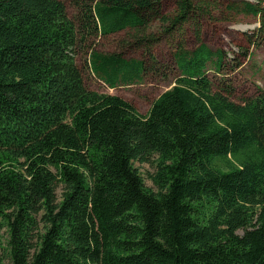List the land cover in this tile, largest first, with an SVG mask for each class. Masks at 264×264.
Wrapping results in <instances>:
<instances>
[{
  "label": "trees",
  "instance_id": "obj_1",
  "mask_svg": "<svg viewBox=\"0 0 264 264\" xmlns=\"http://www.w3.org/2000/svg\"><path fill=\"white\" fill-rule=\"evenodd\" d=\"M75 5L71 17L62 0H0V237L9 232L0 264H264V88L235 103L216 87L210 73H222L225 53L201 41L199 26L146 116L86 83L87 71L115 88L149 69L98 50L95 37L156 22L171 34L199 24L208 2ZM228 10L256 16L255 37L264 33V0ZM243 152L239 166L215 165ZM151 160L157 190L134 166Z\"/></svg>",
  "mask_w": 264,
  "mask_h": 264
},
{
  "label": "rangeland",
  "instance_id": "obj_2",
  "mask_svg": "<svg viewBox=\"0 0 264 264\" xmlns=\"http://www.w3.org/2000/svg\"><path fill=\"white\" fill-rule=\"evenodd\" d=\"M62 1L67 5L70 16L74 17L77 14L75 0ZM205 1L209 4L205 11L207 14L200 19L199 24L187 22L171 34L163 35L165 26L156 22L145 31L128 28L106 37H95L94 42L98 50L107 53L122 52L127 58L143 59L149 69L145 70L146 74L140 81L130 85L120 84L115 88H110L102 79L87 71L88 87L99 92L119 95L132 103L141 115L146 116L153 102L171 88L179 76L174 59L177 46L184 44L188 49L196 47L199 43L196 29L199 26L201 41L213 50L221 49L225 53L222 73H210L215 86L223 88L224 94L235 103L257 97L264 88V33L255 37L256 29L260 26L258 18L228 10L230 1L241 0ZM173 6L172 3L168 4L167 11L171 12ZM144 35H153L154 40L138 43L136 39ZM78 62L86 68L85 58L79 56ZM246 156L247 152H243L238 156L216 158L214 162L217 167L226 171L234 165L239 166ZM134 166L142 174L145 185L157 190L152 179L157 170L154 160L135 162ZM63 187V184H59L56 190L59 201L65 190ZM239 233L242 234V230ZM8 240V229L3 227L0 237V262L3 263H9Z\"/></svg>",
  "mask_w": 264,
  "mask_h": 264
}]
</instances>
